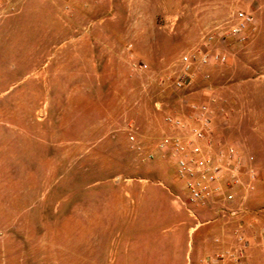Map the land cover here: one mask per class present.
Returning <instances> with one entry per match:
<instances>
[{"label": "rangeland", "instance_id": "obj_1", "mask_svg": "<svg viewBox=\"0 0 264 264\" xmlns=\"http://www.w3.org/2000/svg\"><path fill=\"white\" fill-rule=\"evenodd\" d=\"M241 9L246 42H207ZM208 51L228 60L200 64ZM184 54L193 77L176 89ZM199 102L255 156L238 217L191 215L158 148L165 116ZM240 234L241 260L264 264V0H0V264H183L211 239L233 260Z\"/></svg>", "mask_w": 264, "mask_h": 264}, {"label": "built area", "instance_id": "obj_2", "mask_svg": "<svg viewBox=\"0 0 264 264\" xmlns=\"http://www.w3.org/2000/svg\"><path fill=\"white\" fill-rule=\"evenodd\" d=\"M254 26V16L241 9L234 14L228 30L210 32L206 40L212 43L229 38L243 43L249 39L250 29ZM181 60L185 67L175 79L176 89L186 88L193 77L192 55L184 54ZM227 60L228 54L221 51H208L198 57L202 65L225 63ZM155 106L162 110L161 102H156ZM190 110L188 118L167 114L165 122L170 131L158 142V148L174 162L175 176L182 190L178 199L195 217L199 209L213 211V219L221 217V213L238 217L245 211L259 181L255 156L246 155L237 145L215 136L214 110L209 102L191 103ZM130 140H135V136L131 135ZM238 239L242 247L238 255H231L233 262L248 264L241 260L248 241L242 234ZM201 264H221V257L205 259Z\"/></svg>", "mask_w": 264, "mask_h": 264}, {"label": "crops", "instance_id": "obj_3", "mask_svg": "<svg viewBox=\"0 0 264 264\" xmlns=\"http://www.w3.org/2000/svg\"><path fill=\"white\" fill-rule=\"evenodd\" d=\"M215 121V119H214ZM214 132H215V126H214ZM186 210V209H185ZM200 211L206 212L207 216H212L214 214L213 211L206 210V209H199ZM206 210V211H205ZM194 230L196 227L193 228ZM217 233L218 231H221V227L216 229ZM206 230L200 231V233L197 235L200 239L202 235ZM196 236V237H197ZM236 247V244L232 241H213L212 239L208 243L201 244L199 241L194 242L191 247L185 252V263L183 264H201V260H203V256H205V259H212L217 260L219 255H221V264H234L233 260H230V258H227L225 256V252L233 250V248ZM236 251V250H235Z\"/></svg>", "mask_w": 264, "mask_h": 264}]
</instances>
